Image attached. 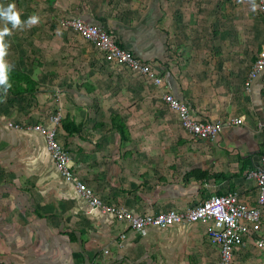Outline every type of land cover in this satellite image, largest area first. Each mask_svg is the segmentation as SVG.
Listing matches in <instances>:
<instances>
[{"label": "crops", "instance_id": "crops-1", "mask_svg": "<svg viewBox=\"0 0 264 264\" xmlns=\"http://www.w3.org/2000/svg\"><path fill=\"white\" fill-rule=\"evenodd\" d=\"M89 1L68 17L118 34L119 45L161 77L159 89L142 80L143 110L155 114L152 117L161 134L140 135L134 118L122 115L139 110L135 105L118 104L121 92L132 87L129 81L138 78L106 63L102 55L91 63L94 76L79 77L73 83L71 76L63 75L62 90L49 88L50 73L0 62L4 81L0 83V181L8 179L6 192L26 194L37 217L58 223L57 233L70 250L67 257L79 253L81 264H217L219 251L208 243L200 223L183 222L138 234L113 216L90 211L74 186L60 178L43 136L33 127H50L49 118L59 113L58 142L69 153L75 176L102 202L130 214L184 212L213 195L230 193L255 206L256 182L247 173L259 167L264 154V135L259 129L264 117V73L246 89L244 82L255 57H216L210 43L192 36L178 40L184 35L181 28L161 25L167 17L161 0H147L143 8L128 4L131 0H99L97 9ZM172 32L180 33L174 35L171 47ZM81 44L83 54L90 46L95 48L84 41ZM262 45L256 46L257 53ZM199 49H203L201 54ZM23 75L34 84H26ZM153 88L160 99L154 107L149 103ZM164 93L189 106L197 120L224 122L222 132L214 141L189 135L180 127L176 113L162 102ZM112 115L125 123L130 135L127 142H121L112 130ZM240 118L241 124L231 123ZM8 123L20 128H9ZM123 234L125 239H121ZM261 235L264 240V225ZM3 237L0 234V240ZM15 256L0 250V264H32ZM235 257L239 264H264V247L247 242Z\"/></svg>", "mask_w": 264, "mask_h": 264}, {"label": "rangeland", "instance_id": "rangeland-1", "mask_svg": "<svg viewBox=\"0 0 264 264\" xmlns=\"http://www.w3.org/2000/svg\"><path fill=\"white\" fill-rule=\"evenodd\" d=\"M89 2L93 9H97L99 0ZM146 2L131 0L128 4L135 3L143 8ZM85 3L86 0H0V12L7 13L0 15V62L9 63L13 68L24 65L41 74L50 73L49 88L53 90L63 89L65 74L75 80L73 83L78 82L79 77L94 76L96 71L91 63L100 58L98 49L90 46L83 54V40L74 31L63 30L57 20L63 15H73L76 7H84ZM161 4L167 16L161 25L166 29L170 26L181 28L184 35L180 34L178 40L192 36L194 40L210 43L211 53L216 57L256 58V46L264 40V20L259 14L257 0H161ZM12 14H15V20L8 19ZM111 33L119 43L118 34ZM175 34L172 32L168 38L171 47L176 42ZM223 44L227 45L223 47ZM199 51L201 54L203 49ZM117 66L118 70L124 69L130 76L140 79L129 81L132 87L115 97H119L120 105L139 107L137 112H123L122 115L131 121L134 118L140 135L159 136V124L152 117L155 114L143 110L144 78ZM139 88L141 95L138 96L135 93L140 92ZM157 89L150 90L149 103L153 107L160 105ZM7 181L6 178L0 181V234L4 235L0 250L12 252L13 259L15 255L23 256L24 263L81 264L79 253L73 252L75 257L71 259L67 257L70 250L66 239L57 233L58 223L37 217L26 194L15 190L6 192L4 184Z\"/></svg>", "mask_w": 264, "mask_h": 264}, {"label": "built area", "instance_id": "built-area-1", "mask_svg": "<svg viewBox=\"0 0 264 264\" xmlns=\"http://www.w3.org/2000/svg\"><path fill=\"white\" fill-rule=\"evenodd\" d=\"M257 3L259 14L264 20V0H257ZM57 20L59 26L74 31L84 42L95 46L106 63L123 66L133 74L148 80L156 88L162 85L161 77L149 64L144 63L132 51L121 47L116 42L115 36L103 27L87 23L79 17L61 16ZM263 73L264 42L251 65L244 87L249 89L251 83ZM162 102L168 110L176 113L180 127L196 139L214 141L223 130L224 122L197 120L189 106L169 93L162 95ZM60 119V114L55 113L49 118L50 127L36 125L33 130L43 136L47 152L60 178L74 186L76 194L85 200L90 211L113 216L117 221L129 224L130 229L138 234H144L150 228L166 229L183 222L200 223L204 226L208 243L219 251L217 264H239L235 254L245 247L247 242L257 248L264 247L261 235L264 225V154L260 158V166L247 173V177L256 182L258 194L255 206H248L238 194L230 193L213 195L184 212L169 211L157 215H133L117 206L102 202L87 184L75 176L69 153L58 142L57 130ZM231 123L239 125L242 123V118L233 120ZM7 127L20 128L13 123H8ZM259 129L264 135V117ZM125 238V234L121 235V239Z\"/></svg>", "mask_w": 264, "mask_h": 264}, {"label": "trees", "instance_id": "trees-1", "mask_svg": "<svg viewBox=\"0 0 264 264\" xmlns=\"http://www.w3.org/2000/svg\"><path fill=\"white\" fill-rule=\"evenodd\" d=\"M121 47H123V46H121ZM123 48H124V47H123ZM8 79H9V77H8ZM22 80H23L26 84H31V85L34 84V83H33L31 80H29L25 75H23ZM2 85H4V84H2ZM110 122H111V128H112V130H113L115 133L118 134V136H119L121 142H127L128 139H129V136H130V135H129L128 129H127L125 123L122 121V119H121L119 116H117V115H112L111 118H110ZM63 128H64L65 130H68V129H66L65 125H63ZM74 130L77 131L78 128H75Z\"/></svg>", "mask_w": 264, "mask_h": 264}, {"label": "clouds", "instance_id": "clouds-1", "mask_svg": "<svg viewBox=\"0 0 264 264\" xmlns=\"http://www.w3.org/2000/svg\"><path fill=\"white\" fill-rule=\"evenodd\" d=\"M9 11H11V6H10V8H9ZM0 15H7V13L0 12ZM8 19L15 20V19H16L15 14L8 15ZM0 67H2V66H0ZM0 83H4L3 79H0Z\"/></svg>", "mask_w": 264, "mask_h": 264}, {"label": "water", "instance_id": "water-1", "mask_svg": "<svg viewBox=\"0 0 264 264\" xmlns=\"http://www.w3.org/2000/svg\"><path fill=\"white\" fill-rule=\"evenodd\" d=\"M260 166V165H259Z\"/></svg>", "mask_w": 264, "mask_h": 264}]
</instances>
